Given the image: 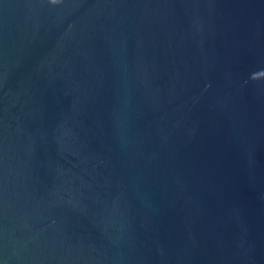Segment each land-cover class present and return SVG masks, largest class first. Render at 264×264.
Masks as SVG:
<instances>
[{
	"label": "water",
	"instance_id": "obj_1",
	"mask_svg": "<svg viewBox=\"0 0 264 264\" xmlns=\"http://www.w3.org/2000/svg\"><path fill=\"white\" fill-rule=\"evenodd\" d=\"M0 264H264V0H0Z\"/></svg>",
	"mask_w": 264,
	"mask_h": 264
}]
</instances>
